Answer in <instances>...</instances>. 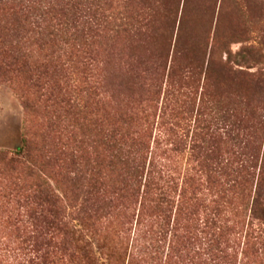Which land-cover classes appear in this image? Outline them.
<instances>
[{
    "label": "rangeland",
    "instance_id": "374dc122",
    "mask_svg": "<svg viewBox=\"0 0 264 264\" xmlns=\"http://www.w3.org/2000/svg\"><path fill=\"white\" fill-rule=\"evenodd\" d=\"M95 13L111 16L105 31H95ZM137 13L138 26L119 25V17ZM165 34L170 40L167 68L158 58ZM248 47L253 49L236 55ZM188 48L193 58L210 59L213 72L204 83L192 80L185 69ZM229 48L230 67L257 79L264 73V0H0V150L8 157L26 137L42 157H54L53 178L70 173L64 159L86 101L98 123H117L125 114L131 131L138 132L145 113L160 112L163 73L172 55L171 84L188 94L190 106L182 114L186 119L175 124V117L169 118V125L188 140L167 158L176 176L189 169L195 179L187 192V216L179 222L183 249L170 254V236L158 233L151 208L138 221L139 205H132L129 212L135 215L126 218L113 199L109 213L95 224L97 236L89 238L94 249L88 250L99 263L264 264V234L252 238L249 212L256 185L264 196V83L253 77L248 82L217 79ZM18 51L29 57L25 66L12 60ZM84 75L90 89L77 93ZM156 86L161 93L151 97ZM202 87L203 145L192 152L188 129L193 128ZM62 98L72 100L62 103ZM94 129L87 145L92 158L98 153ZM207 167L217 170L216 181ZM31 180L19 163L0 161V264H30L37 250V205L27 193H18L24 191L18 185ZM50 183L59 192L56 182ZM77 196L79 203L81 194ZM67 251L57 250L53 264H82L69 256L73 249ZM214 253L233 259H218Z\"/></svg>",
    "mask_w": 264,
    "mask_h": 264
},
{
    "label": "trees",
    "instance_id": "16d2710c",
    "mask_svg": "<svg viewBox=\"0 0 264 264\" xmlns=\"http://www.w3.org/2000/svg\"><path fill=\"white\" fill-rule=\"evenodd\" d=\"M40 15L42 16V14ZM110 17V15L95 13L94 21L92 19L95 31H105L109 28L112 23V20H109ZM113 20L115 22V19ZM119 21L120 26L135 28V25L138 26V13L134 16L119 17ZM164 37L159 45L158 58L163 60V68H167L170 61V40H168L167 34ZM176 44L177 37L174 48ZM252 49L251 47L244 48L236 55H242L245 50ZM187 51L190 57L185 69H187V73H191V77H187L192 78L195 82L203 79L204 83L213 72L210 67V59L206 60V55L193 58V50L188 48ZM226 53V61L219 62L217 79L224 77L229 81L239 79L248 82L253 77V80H260V84L264 83V73L259 74L257 79V75L230 67L229 62L232 56L230 48ZM11 57L20 65L24 63L25 66L29 62L28 55L25 53L22 55V52L19 51L13 53ZM174 61L172 55L169 69L167 73H163L166 88L163 92L159 114L156 111L153 114L145 113L142 117L143 127L139 128L138 132L131 131V120L129 115L125 114L120 117L117 123H109L106 119H100L102 122L98 123L99 119H96L87 109V106L90 105L86 101L81 108L83 117L76 121L78 125L77 131L75 130L76 135L74 133L69 138L70 144L73 145L64 159V164L70 165L72 168L70 173L56 179L53 178L51 162L54 157H42L38 147L26 137L22 138L21 145L11 152V157H8L6 151L0 150V161H7V164L19 163L32 179L30 185H18L20 189L24 190L20 192L18 190V193H27L26 197L31 198L37 205L35 211L37 212L38 239L33 247L37 250L30 258V264H53L57 258V250L66 254L69 249H73L69 256L79 258L82 264H102L99 263L93 252L88 250L94 249V239L90 240L89 238L97 236L95 224L109 213L113 199L120 202L123 208L121 212L126 218L135 215L129 212L130 207L139 205L137 209L138 221L142 216L147 215V209L151 208V213L158 222V233L162 237H166L168 234L170 236V254H177L179 249H183L185 241L180 234L183 227L179 226V222L181 223L187 216V192L188 188L194 184L195 179L189 173V169L180 171L179 176H176V171L167 162V158H170L168 157L169 153L180 150L179 148L188 140L179 135L173 128V124L169 125V118L175 117L177 120L175 124L179 123L181 119H186L182 117V114L187 113L190 106L188 94L179 88H173L171 84ZM160 67L162 68V63ZM84 69L85 67L82 68V72ZM87 81L89 79L86 75L81 76L80 83L74 91L77 93L88 91L90 88L86 86ZM194 81L192 82L194 83ZM59 88L63 89L61 86ZM158 92L161 93V90L158 91L156 86L150 92V96L154 97L159 94ZM151 97L150 101L153 100ZM202 98L203 87L193 119V128L189 127L188 129L189 149L192 152L195 149H202L203 145L202 130L204 127L200 119ZM71 100V98H62L61 102L69 104ZM103 122L104 126H102ZM93 128H95L92 132L93 142H96L95 152H98L94 158L90 157V150L87 146L88 136H91ZM166 133L169 134V137L172 134L173 137L165 139ZM99 149H102L107 155L103 157ZM208 167L206 168L207 174L216 181L217 170ZM51 180L56 182L59 192L51 185ZM261 181L263 182V178ZM248 182L249 179H244L243 183ZM235 183L237 184V179H233V184ZM78 194H81L79 203ZM249 212L252 218L251 236L255 240L260 239L259 235L264 234V196L261 186L257 188L256 185ZM181 237L182 240H180ZM261 244L264 246V243ZM213 248L217 249L214 246ZM213 256L218 259L226 258L229 262L233 259V256L229 254H218L217 256L214 253ZM257 256L259 257L260 254ZM164 264L170 263L165 261Z\"/></svg>",
    "mask_w": 264,
    "mask_h": 264
}]
</instances>
